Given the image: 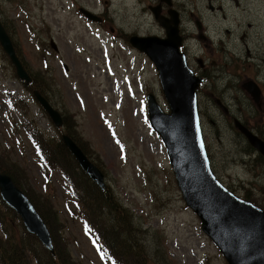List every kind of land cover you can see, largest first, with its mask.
Listing matches in <instances>:
<instances>
[{
    "label": "rangeland",
    "instance_id": "rangeland-1",
    "mask_svg": "<svg viewBox=\"0 0 264 264\" xmlns=\"http://www.w3.org/2000/svg\"><path fill=\"white\" fill-rule=\"evenodd\" d=\"M174 1L175 8L182 12L186 32L182 50L195 74L201 72L197 59L205 63L209 53L201 40L190 36L194 29L190 12L199 13L214 25L219 46L221 37L229 48L243 49V31L249 48H255L264 38V0H223L225 18L219 16L220 12L209 13L207 0ZM148 2L151 1L0 0V21L21 53L18 55L23 65L30 74L35 73L43 95L67 121L60 129L54 126L19 84L0 46V173L8 174L39 208L41 203L46 204L52 215L47 227L51 235L54 231L58 245L64 246L72 260L77 264H108L98 255L83 220L75 212L72 214L70 185L63 179L64 172L59 168L44 169L39 163L40 152L35 151L34 142L23 129L32 121V127L38 128L49 146L50 141L61 142L59 132L67 127L85 150L73 139L74 142L105 173L107 186L144 232L149 264H227L202 232L198 217L184 203L164 146L148 122L147 93L154 94L161 109L168 111L153 63L128 41L133 34L166 36L149 15ZM82 10L106 20L91 22ZM227 26L231 36L223 31ZM222 53L217 48L211 52L216 65ZM221 82L215 85L218 89ZM211 89L216 88L201 85L197 103L213 172L228 189L264 209V165L249 164L248 160L256 156L251 152L243 154L246 165L242 166L238 159L242 154L221 120V110L214 109L217 118L212 125L207 99ZM231 91L235 92V88ZM237 94L242 96L240 88ZM9 95L27 100L28 111L12 109ZM3 166L7 171H2ZM10 166L15 168L19 184ZM30 235L16 212L0 198L1 246L12 249L18 242L26 254L24 264H37L36 254L42 255L44 246ZM0 264H4L3 258Z\"/></svg>",
    "mask_w": 264,
    "mask_h": 264
},
{
    "label": "water",
    "instance_id": "water-1",
    "mask_svg": "<svg viewBox=\"0 0 264 264\" xmlns=\"http://www.w3.org/2000/svg\"><path fill=\"white\" fill-rule=\"evenodd\" d=\"M171 5L170 0H159ZM150 7L154 18L165 30V38L132 35L129 41L155 64L169 113H164L153 94L147 95L149 121L160 136L172 167L176 184L185 204L197 215L201 230L215 244L227 264H264V210L227 190L215 177L207 157L196 109V88L201 78L187 66L179 51L178 13L169 9V18ZM91 20L97 17L87 10ZM0 46L15 68L16 75L29 83L31 78L17 56L12 40L0 22ZM248 89L255 90L250 84ZM34 96L56 127L62 125L58 110L39 91ZM255 94L254 91H252ZM250 143L264 154V143L243 129ZM62 140L83 171L101 188L104 176L68 136ZM0 195L16 211L27 232L34 234L53 252L49 230L30 202L6 173H0Z\"/></svg>",
    "mask_w": 264,
    "mask_h": 264
},
{
    "label": "trees",
    "instance_id": "trees-1",
    "mask_svg": "<svg viewBox=\"0 0 264 264\" xmlns=\"http://www.w3.org/2000/svg\"><path fill=\"white\" fill-rule=\"evenodd\" d=\"M14 47L17 54H21L16 49L15 45ZM4 56L8 60L5 53ZM30 76V84L26 85L24 82H21L22 85L30 94L33 90H38L42 93L41 87L36 80L35 73L30 74ZM8 101L14 110L25 108L26 111H28L29 109V102L25 101L22 97H9ZM64 123L67 125L65 118ZM32 124V121L28 122L24 125L23 129L34 142L35 148L39 150L41 158L46 166L48 168H59L64 172L65 179L72 186L74 196L72 202L76 210L72 211V214L75 212L84 220L87 230L98 242V251L100 255L103 253V259L107 260L109 263L111 262V264H149L147 251L143 244L144 232L134 223L133 216L128 208L115 196L109 186H106L103 190L98 188L86 174L79 169L63 143L58 140L57 142L50 141L49 146H46V140L42 138L41 133L37 130L35 125V128L32 127ZM66 133L77 141L67 127ZM78 144L80 145L79 142ZM82 149L84 148L82 147ZM97 166L99 167V165ZM9 169L16 180L15 182L19 184L17 182L19 176L15 168L10 166ZM2 171H7V168H2ZM33 204L47 224L52 215L49 213L46 204L41 203L40 208L38 204ZM30 236L37 241L33 235ZM51 236L55 254L51 255L42 247V255L39 256L36 254V263L77 264L71 259L64 246L58 245L54 231H52ZM17 243H14L15 247L12 249H4L0 243V247H2L0 259L3 258L4 264H24V255L26 254L22 252L24 248L20 249ZM27 263L29 264V262Z\"/></svg>",
    "mask_w": 264,
    "mask_h": 264
},
{
    "label": "flooded vegetation",
    "instance_id": "flooded-vegetation-1",
    "mask_svg": "<svg viewBox=\"0 0 264 264\" xmlns=\"http://www.w3.org/2000/svg\"><path fill=\"white\" fill-rule=\"evenodd\" d=\"M149 1L151 2L147 3L146 8L151 17H153V15L150 7L159 6L158 13L163 18H168V10L172 8L176 11L178 10L181 22L182 12L180 14L179 8H175L174 0H172L171 6L159 0ZM235 2L238 3V1ZM206 4L209 13L214 14L215 12H220L221 15L219 16L225 18L224 12L226 13V9H224L225 3L223 0H215V2L207 0ZM189 17L194 28L190 36L196 41L197 39L201 40L205 44L204 47L207 46V53H209L205 63L198 58L197 64L201 71L200 76L203 78V83L201 85L204 86L207 84V87L214 86L216 88L207 91L209 103L208 110L210 112L208 118L210 122L212 125L216 123L215 118L217 117H215L214 109L221 110L222 113L219 114L223 116L221 120L225 121L229 131L233 135L232 139L238 148V152L242 154L241 157L238 158L242 166L246 165L243 154H250L251 152L253 155L256 154V156L248 160L249 164L258 163L264 165V154L259 149L255 148L249 142L247 136L241 131L246 129L264 143V38H260L256 47L252 49L248 47L246 39L247 33L243 31L240 35V39L246 44L242 43L243 49L235 48V50H233L227 46V42L221 37L219 38L222 41V46H219L220 42H218L216 29L213 24L209 25L205 21V17L195 12H190ZM100 18V23L106 20L103 16ZM250 25L251 22H248L247 26L250 27ZM228 26L223 27V31L229 33L231 36V29ZM180 32L184 38L186 32L183 31L182 22L180 23ZM216 48L218 51L219 49L223 51L222 57L218 60L217 65L211 54V52H215ZM10 68L14 71L13 66ZM237 72H240L242 76L241 80L239 79L240 74ZM220 81H222L221 87L218 89L215 85ZM248 83H250L256 91L247 89ZM19 84L22 85L20 82ZM201 85L197 90H201ZM232 88H235V92L231 91ZM239 88L242 91L241 97L237 94V89ZM252 91H254L255 94H253ZM44 97L47 98L46 96ZM210 117H213L214 121ZM244 143L246 144L245 146H243ZM208 155L210 158L209 150Z\"/></svg>",
    "mask_w": 264,
    "mask_h": 264
},
{
    "label": "snow or ice",
    "instance_id": "snow-or-ice-1",
    "mask_svg": "<svg viewBox=\"0 0 264 264\" xmlns=\"http://www.w3.org/2000/svg\"><path fill=\"white\" fill-rule=\"evenodd\" d=\"M142 103V105H143V101L141 102ZM143 110V109H142ZM95 243V242H94ZM101 258L103 259V253H101Z\"/></svg>",
    "mask_w": 264,
    "mask_h": 264
}]
</instances>
